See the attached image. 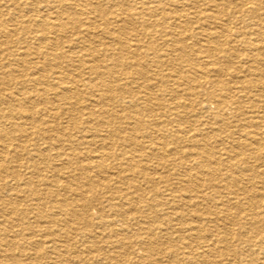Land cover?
Masks as SVG:
<instances>
[{"label":"rangeland","instance_id":"374dc122","mask_svg":"<svg viewBox=\"0 0 264 264\" xmlns=\"http://www.w3.org/2000/svg\"><path fill=\"white\" fill-rule=\"evenodd\" d=\"M75 1L87 9L59 0H0V75L34 74L46 86L55 70L44 55L67 53L72 60L67 66L63 59V69L81 95L73 125L69 109L77 98L49 91L50 140L26 124L37 143L30 147L41 154L39 170L19 148L23 156L0 178V264H264V215L254 216L264 214V0ZM43 20L64 30L53 27L52 40L42 41ZM109 28L120 46L111 43ZM106 45L120 64L106 78L115 81L112 100L92 87L90 70L95 58L103 67ZM19 86L6 78L0 98L7 88L20 97ZM33 88L26 83L35 99ZM113 100V127L93 119L90 111L108 115Z\"/></svg>","mask_w":264,"mask_h":264},{"label":"bare ground","instance_id":"6f19581e","mask_svg":"<svg viewBox=\"0 0 264 264\" xmlns=\"http://www.w3.org/2000/svg\"><path fill=\"white\" fill-rule=\"evenodd\" d=\"M2 1V0H1ZM34 1V0H33ZM53 1V0H52ZM60 1V4H65V1L66 3L68 2V5L66 7L70 8L71 10H76L78 11V6L80 7L81 5L79 3H77L75 0H73L72 2H69L70 0H59ZM79 1V0H78ZM83 1V0H82ZM89 1V0H88ZM237 1V0H236ZM245 1V0H244ZM56 2V0H55ZM87 2V1H86ZM133 2V0H132ZM137 2V0H136ZM202 2V1H201ZM240 2V0H239ZM245 2H248V1H245ZM255 2V1H254ZM2 3V2H1ZM206 3V2H205ZM57 4V3H56ZM92 4V3H90ZM253 4V3H252ZM260 4V3H259ZM239 5V4H238ZM94 6V5H93ZM189 6V5H188ZM257 6V5H256ZM36 7V6H35ZM82 7V6H81ZM84 7L86 8V6H83L81 8V11L84 10ZM198 7V6H197ZM204 7V6H203ZM225 7V6H224ZM98 8V7H97ZM186 8V7H185ZM201 8V7H200ZM211 8V7H210ZM258 8V7H257ZM257 8H254L253 10H249L247 9V11H251V12H255V9ZM43 9V8H42ZM69 9V10H70ZM87 9V8H86ZM107 9H109L107 7ZM207 9V8H206ZM168 10V9H167ZM203 10V9H202ZM211 10V9H209ZM260 10V9H259ZM263 10V9H262ZM80 12V11H78ZM188 12V11H187ZM219 12V11H218ZM71 13V12H70ZM196 13V12H195ZM19 14V13H18ZM203 14V13H202ZM264 14V13H263ZM9 15V14H8ZM7 15V16H8ZM89 16V15H88ZM264 16V15H263ZM14 17V16H12ZM11 17V18H12ZM190 17V16H189ZM199 17V16H198ZM15 18V17H14ZM44 18V17H43ZM13 19V18H12ZM45 19V18H44ZM123 19V18H122ZM206 19V18H205ZM192 20V19H191ZM12 21V20H11ZM24 21V20H23ZM49 21H51L49 19ZM119 21V20H118ZM121 21V19H120ZM187 21V20H186ZM16 21H14L15 23ZM25 22V21H24ZM54 22V21H52ZM60 22V21H59ZM130 22V21H129ZM193 22V21H192ZM2 23H4L3 20H0V25H3ZM28 23V22H27ZM194 24L196 22H193ZM263 23V22H262ZM261 23V24H262ZM96 24V23H95ZM129 24V23H128ZM226 24V23H225ZM39 26V29L43 30V34H42V37L39 38L41 39L42 41L43 40H52L49 36L50 32H51V29H53V27H57L58 29H60L61 31L64 30V27L65 25L63 23H49L48 21L46 20H43L40 24H37ZM249 25V24H248ZM250 26V25H249ZM7 27V26H6ZM15 27V26H14ZM30 25L26 26V28L24 29H27L28 32H30V29H29ZM136 27V26H135ZM138 27V26H137ZM264 27V26H263ZM207 28V27H205ZM37 29V27H36ZM57 29V30H58ZM168 29V28H167ZM185 29V27H184ZM190 29V28H189ZM211 29V28H210ZM48 32H47V31ZM162 30V29H161ZM187 30V29H186ZM256 30V29H255ZM110 31L109 33L112 35L111 38H113L114 42H111L112 44H115V45H118L119 44V37L120 35L117 34V33H114V32H111L110 28L107 29V32ZM118 31V30H116ZM157 31V30H156ZM260 31V30H259ZM53 32V31H52ZM147 32V30H146ZM168 32V31H167ZM33 33V32H32ZM191 33V32H190ZM208 33V31H207ZM250 33V32H249ZM53 34V33H52ZM87 34V33H86ZM100 34V33H99ZM178 34V33H177ZM209 34V33H208ZM251 34V33H250ZM2 35V34H1ZM157 35V34H156ZM189 35V34H188ZM54 36V35H53ZM178 36V35H177ZM1 38V37H0ZM156 38V37H155ZM55 39V38H54ZM91 39V38H90ZM124 39V38H123ZM127 39V38H126ZM118 40V41H117ZM130 40V39H129ZM35 41V40H34ZM117 41V42H116ZM12 42V41H11ZM15 42V41H13ZM22 43L24 42L21 41ZM30 42V41H29ZM116 42V43H115ZM224 42V41H223ZM50 43V42H49ZM97 43V42H95ZM55 44L54 41L51 42V45ZM121 44V43H120ZM119 44V46H120ZM124 44V43H122ZM216 44V43H215ZM109 45V44H108ZM106 45V46H108ZM60 46V45H58ZM70 46V45H68ZM113 45H110L106 48V52L103 54L106 56V58H104L103 60V67L100 66L99 64V59L98 58H95L93 60V64H92V67L90 66V70H92V72L96 73V76L94 77V79L92 80L93 81V85L92 87H95L97 89H100L102 91V94H103V100L104 99H107L106 97L108 98H114L113 95H115L117 89H116V86L115 84H113V81L112 79H106V78H109L110 75L112 74H116L118 73V65L119 62H118V58H117V54L112 52V47ZM128 46L130 47L131 44H128ZM5 47V46H4ZM7 47V46H6ZM28 48L30 46H27ZM37 47V46H36ZM72 47V46H71ZM86 47V46H85ZM124 47V46H123ZM134 47V46H133ZM26 48V47H25ZM27 48V49H28ZM43 48V47H42ZM88 48V47H87ZM36 49V48H35ZM67 49V47H66ZM71 49V48H70ZM129 49V48H128ZM225 49V48H224ZM56 50V48H55ZM62 50V49H61ZM72 50V49H71ZM93 50V49H92ZM105 50V49H104ZM39 51V49H38ZM73 51V50H72ZM90 51V50H89ZM213 51V50H212ZM253 51V50H251ZM16 52V51H15ZM74 52V51H73ZM78 52V50H77ZM80 52V50H79ZM211 52V51H210ZM45 53V52H43ZM76 53V52H75ZM201 54V53H200ZM3 55V54H2ZM89 55V54H88ZM143 55V53H142ZM46 61H49L52 62L50 64L53 65L54 67V76H53V82L49 83L48 85H44L45 84V81H42L41 78H39L38 76H34V74H32L31 76L29 74H26V80H21L17 77H15V74H14V70H11L9 73H7L8 75H0V85L3 83V80H5L6 78H11V81H15L17 83H19V95L20 97L17 98V93L15 94L13 91H11L9 88H7L8 91H6V89H3L5 91L4 93V96L0 98V152L3 154L2 158H0V178L1 179H4L6 177V171L7 170H10V168L14 169V165L12 164V162H15L17 160L20 159V155L18 154V150L19 148H21L25 153H26V157H28L27 159H29L28 161L30 162V164L33 166V168H35L36 171L39 170V162L42 160L41 159V154L37 151H35V149L30 146H34V145H37L36 142L34 143H31L30 142V139H29V134L30 132L28 131V129L26 128L27 125H31V127L33 126L35 128V133L33 132V134H36L38 137H41V138H44V139H49L51 137V135H49V132L51 131H47L48 128L50 129H53L54 130V127L55 125H48V121L46 120L47 118H45L46 116H49V113L51 112L50 110L52 109V107L55 105L54 102L50 101L49 100V97L47 96L49 91L50 90H54L55 94L58 95V97H60L62 100L64 99H71V98H74L76 100H78L77 102L74 101V106L69 109V113H70V118L72 119L73 121V125H76V119H77V114H76V111L77 110H80L79 107H76L78 102H80L81 100V95L80 93L78 92V90H76V88L72 85H74L73 83L70 85V81H73L74 77L71 75V73H68L66 72L63 67H64V64H63V59L66 60V65L68 66V64L71 62V57L69 54H60V55H57L55 54V52L53 53H46ZM102 56V55H101ZM223 56V55H222ZM6 57V56H5ZM81 57H83L81 55ZM96 57V56H94ZM116 57V58H115ZM134 57V56H133ZM234 57V56H233ZM183 58V57H182ZM103 59V58H102ZM27 60V59H26ZM37 60V59H36ZM202 60V59H201ZM1 61V60H0ZM28 61V60H27ZM30 61V59H29ZM102 61V60H101ZM228 61V60H227ZM253 61V60H252ZM37 62V61H36ZM218 62V61H217ZM226 62V61H225ZM27 63V62H26ZM44 63V62H43ZM138 64L140 62H137ZM137 64V65H138ZM10 65V64H9ZM149 65V64H148ZM7 66V65H5ZM51 66V65H50ZM130 66V65H129ZM51 68V67H50ZM146 68V66H145ZM260 68V67H259ZM57 69V70H56ZM76 69V68H75ZM131 69V67H130ZM149 69V68H148ZM150 71V70H149ZM219 71V70H218ZM35 73V72H34ZM204 73V72H203ZM226 73V72H225ZM92 75V74H91ZM145 75V74H144ZM153 75V74H152ZM239 75V74H238ZM230 76V75H229ZM258 76V75H257ZM80 76H78L77 78L75 77V79L77 80V82H79L80 80H78ZM122 77V76H121ZM138 77H135V81ZM124 79V78H123ZM264 79V78H263ZM125 80V79H124ZM158 80V79H157ZM160 80V79H159ZM116 81H118V78L116 79ZM232 81V80H231ZM7 82V81H6ZM30 83L32 82L33 85L35 86V88H33L31 91L33 92H36L35 95V99H32L31 95H30V91L28 92V90H26V83ZM157 83V82H156ZM5 84V83H4ZM82 86V85H81ZM3 87V85H2ZM119 87V85H118ZM194 87V86H193ZM5 88V87H4ZM152 88V87H151ZM12 89V88H11ZM88 90V89H87ZM248 92V91H247ZM160 93V92H159ZM259 94V92H257ZM251 95L253 93H250ZM18 95V96H19ZM50 95V94H49ZM227 95V94H226ZM245 95V94H244ZM97 97V96H96ZM173 97V96H172ZM223 97V96H222ZM229 97V96H228ZM245 97V96H244ZM248 97V96H246ZM249 98H251L249 96ZM24 99L26 100H29V103L30 105H27L25 104V102L23 101ZM111 99V100H112ZM172 99V98H171ZM258 99V98H257ZM262 99V98H261ZM53 100V99H52ZM109 100V99H108ZM160 100V99H159ZM244 100V99H243ZM260 100V99H259ZM110 101V100H109ZM254 101V100H253ZM56 102V101H55ZM261 103V102H260ZM80 104V103H79ZM110 105V109L107 108V112L106 114L108 115H98V113L94 110L90 111V115L93 116V119H95L96 121H98L100 124L104 123V124H108V125H111L113 127V124L115 123L113 119H116L118 120L117 118H115V115L114 113H116L117 110H115L116 108V101L113 100L111 102ZM169 105V104H168ZM264 105V104H262ZM3 107V108H2ZM157 107V106H156ZM179 107V106H178ZM65 110V109H63ZM62 110V111H63ZM98 110V109H97ZM112 110L115 111L114 113H112ZM151 110V109H150ZM240 110V109H239ZM54 112V111H53ZM247 112V111H246ZM118 113V112H117ZM152 113V112H151ZM240 113V111H239ZM156 115V114H155ZM165 115V113L163 114ZM80 116V115H79ZM187 116V115H186ZM100 117H102L100 119ZM162 117V116H161ZM183 117V116H182ZM169 118V117H168ZM186 118V117H185ZM49 119V118H48ZM159 119V118H158ZM120 120V119H119ZM124 120V119H123ZM145 120V119H144ZM252 120V119H251ZM125 121V120H124ZM127 121V120H126ZM136 121V120H135ZM131 123V122H130ZM217 123V122H216ZM27 124V125H26ZM96 124V122H95ZM134 124V123H132ZM99 125V124H97ZM115 125V124H114ZM58 126V125H57ZM118 126V125H117ZM131 126V125H130ZM135 126V125H134ZM137 126V125H136ZM132 127V126H131ZM177 127V126H176ZM87 128H88V125H87ZM227 129V128H226ZM52 130V131H53ZM145 130V129H144ZM154 130V129H153ZM178 130V129H177ZM180 130V129H179ZM105 132V131H104ZM103 132V134H104ZM153 132V131H152ZM238 132V131H237ZM54 133V132H53ZM56 133V132H55ZM146 133V132H145ZM183 133V132H182ZM236 133V132H235ZM234 133V134H235ZM205 134V133H204ZM237 134V133H236ZM239 134V133H238ZM237 134V135H238ZM62 135V134H61ZM121 135V134H119ZM129 135V134H128ZM134 135V134H133ZM136 135V134H135ZM203 135V134H202ZM206 135V134H205ZM258 135V134H257ZM100 136V135H98ZM201 136V135H200ZM259 136V135H258ZM25 137V138H24ZM33 137V136H32ZM60 137V136H59ZM194 137V136H193ZM240 137L242 138V136L240 135ZM239 137V138H240ZM61 138V137H60ZM89 138V137H88ZM92 138V137H91ZM130 138V136H129ZM195 138V137H194ZM206 138V137H205ZM241 138L239 140H241ZM99 139V138H98ZM138 139V137L135 138V140ZM152 139V138H151ZM235 139V138H234ZM50 140V139H49ZM97 140V139H96ZM17 141V143L15 142ZM45 141V140H44ZM108 141V140H107ZM147 141H153V140H147ZM15 142V143H14ZM56 142H57V139H56ZM62 142V141H61ZM64 142V141H63ZM113 142V143H112ZM111 143L114 144V139ZM252 142V141H250ZM249 142V143H250ZM254 142V141H253ZM82 143V142H81ZM150 143V142H149ZM156 143V142H155ZM206 143V142H205ZM83 144V143H82ZM152 144V143H151ZM157 144V143H156ZM236 144V143H235ZM260 144V143H259ZM130 145V144H129ZM248 145V144H247ZM262 146H264L263 144H261ZM251 146V145H250ZM37 147V146H36ZM59 147V146H58ZM99 147V146H98ZM199 147V146H198ZM143 148V147H142ZM70 149V148H69ZM78 149V148H77ZM203 149V148H202ZM44 150V149H43ZM194 151H191L190 154H193L196 157H201V154L200 152H197L195 149H193ZM260 150V147L259 149ZM65 151V150H63ZM72 151V150H71ZM163 151V149H162ZM165 151V150H164ZM209 151V150H208ZM79 153V152H78ZM140 153V152H139ZM241 154V153H240ZM231 155V154H230ZM242 155V154H241ZM244 155V154H243ZM23 156V155H22ZM72 156V155H71ZM252 156H255V155H252ZM259 156V155H258ZM25 157V158H26ZM169 157V156H168ZM69 158V157H68ZM212 159V158H211ZM210 159V160H211ZM65 160V159H64ZM70 160V159H69ZM207 160V159H206ZM25 161V160H24ZM261 161V160H260ZM246 162V161H245ZM206 163V161H205ZM226 163V162H225ZM47 165V163H45ZM55 164V163H54ZM41 165V164H40ZM49 165V164H48ZM53 165V163H52ZM59 165V164H58ZM80 165V164H79ZM112 165V164H111ZM110 165V166H111ZM220 165V164H219ZM51 166V165H50ZM78 166V165H77ZM82 166V165H81ZM46 167V166H45ZM51 167H54L51 166ZM62 167V166H61ZM73 167V165H72ZM98 167L100 168H104L105 166L103 165V163H100L98 164ZM224 167V166H223ZM226 167V166H225ZM224 167V168H225ZM86 168H88V165H85V166H82L81 169H83V173H85V175H88V172L86 170ZM78 169V168H77ZM72 170V169H70ZM189 170V169H188ZM91 171V170H90ZM202 171V170H201ZM209 171V170H208ZM237 171V170H236ZM30 172V171H29ZM70 172V171H69ZM114 172V171H113ZM27 174H29L28 172H26ZM197 173V172H196ZM32 174V173H31ZM67 174V173H66ZM80 174V175H81ZM129 174V173H128ZM209 174V173H208ZM211 174V173H210ZM12 176L14 177H19L17 174L13 173L11 174ZM35 175V174H34ZM185 175V174H184ZM220 175V174H219ZM36 176V175H35ZM79 176V175H78ZM119 176V175H118ZM56 177V176H55ZM77 177V176H76ZM186 177V176H185ZM102 178V177H101ZM122 178V177H121ZM201 178V176H200ZM211 178V177H210ZM236 178V177H235ZM20 179H23V177H21ZM88 179V178H87ZM26 180V179H25ZM90 181H92V179L90 178L89 179ZM213 180V179H212ZM238 180V179H237ZM18 181V180H17ZM99 181V180H98ZM121 181V180H120ZM123 181V180H122ZM127 181V180H125ZM214 181V180H213ZM20 182V181H19ZM39 182V181H38ZM37 182V183H38ZM100 182V181H99ZM103 182V181H102ZM240 182V181H239ZM249 182V181H248ZM24 183V182H22ZM202 183V182H201ZM21 184V182H20ZM54 184V183H53ZM83 184V183H82ZM81 184V185H82ZM91 184V183H90ZM99 184V183H98ZM261 184V183H260ZM78 185V184H77ZM86 185V184H85ZM259 185V184H258ZM91 186H94L93 184H91ZM9 187V186H7ZM18 187V186H17ZM11 188V187H10ZM16 188V187H15ZM70 188V186H69ZM113 188V187H112ZM250 188V187H249ZM132 189V188H130ZM228 189V188H227ZM245 190H248L247 188H244ZM20 190V189H19ZM186 190V189H184ZM82 191V190H81ZM66 193V192H65ZM254 193V192H253ZM28 194V193H27ZM49 195V194H48ZM232 195V194H231ZM224 196V195H223ZM229 196V195H228ZM263 196V194H262ZM44 197V196H43ZM197 197V196H195ZM231 197V196H230ZM13 198V197H11ZM62 197H60L61 199ZM191 198V197H190ZM198 198V197H197ZM233 198V197H232ZM261 198V197H260ZM33 199V198H32ZM194 199V198H193ZM234 199V198H233ZM241 199V198H240ZM4 201V199H2ZM211 200V199H210ZM13 201V200H12ZM216 201V200H215ZM229 201V200H228ZM244 201H247V200H244ZM250 201V200H249ZM23 202V201H22ZM102 202V201H101ZM227 202V201H226ZM251 202V201H250ZM8 204V202L6 203ZM36 204V203H35ZM98 204V203H97ZM239 204L242 205V202L239 201ZM244 204V203H243ZM246 204V203H245ZM249 204V203H248ZM255 204V203H253ZM34 205V204H33ZM46 205V204H45ZM52 205V204H51ZM116 206V205H114ZM149 206V205H148ZM248 206V205H247ZM50 207V206H49ZM64 207V201H63V204L60 203V207L59 208H63ZM66 207H67V203H66ZM88 207V206H86ZM118 207V206H117ZM123 206H121L122 208ZM153 207V206H152ZM258 207H260L258 205ZM257 207V208H258ZM83 208V207H82ZM251 208V207H250ZM38 209V208H37ZM55 209V208H54ZM149 209V208H147ZM154 209V208H153ZM228 209V208H227ZM253 209V208H252ZM260 209V208H259ZM156 210V209H155ZM48 211V209H47ZM165 211V209H164ZM260 211V210H259ZM263 211V210H261ZM58 212V211H57ZM124 212V211H123ZM139 212V211H138ZM56 213V212H55ZM225 213V212H224ZM255 213V212H254ZM20 214V213H19ZM76 214V213H75ZM56 215V214H55ZM65 215V213L63 214ZM123 215V214H121ZM125 215V214H124ZM205 215V214H204ZM264 214H256L254 215L255 217H262ZM58 216V215H57ZM111 216V215H110ZM148 216V215H147ZM157 216V214H156ZM119 217V216H118ZM124 216H122L123 218ZM229 217V216H228ZM254 217V219H256ZM116 218V217H115ZM207 218V217H206ZM7 219V218H6ZM53 219V218H52ZM59 219V218H57ZM240 219V218H238ZM260 219V218H258ZM117 220V219H116ZM186 220V219H185ZM175 221V220H174ZM224 221V220H223ZM55 223V222H54ZM59 223V222H57ZM106 223V222H105ZM176 223V222H174ZM56 224V223H55ZM162 224V223H161ZM160 224V225H161ZM36 225V224H35ZM100 225V224H99ZM156 225V224H155ZM262 225V224H261ZM263 226V225H262ZM158 226L156 225V228ZM215 227V226H214ZM104 228V227H103ZM153 228V227H152ZM179 228V227H178ZM200 230H201V227H199ZM250 228V227H249ZM191 229V227H190ZM194 229V228H193ZM50 230V229H49ZM55 230V229H54ZM116 230V229H115ZM115 230L113 232H115ZM159 230V228H158ZM157 230V231H158ZM164 230V229H163ZM172 230V229H171ZM196 230H198V228H196ZM199 230V231H200ZM162 231V230H161ZM55 232V231H54ZM249 233V231H247ZM53 233V232H52ZM160 233V232H159ZM173 233V232H172ZM182 233V232H181ZM45 234V233H44ZM63 234V233H62ZM162 234V233H161ZM30 235V233H29ZM28 235V236H29ZM5 236V235H4ZM57 236V235H56ZM252 236V235H249V237ZM60 237V236H59ZM131 237V236H130ZM160 237V236H159ZM220 237V236H219ZM12 238V237H11ZM26 238V237H25ZM64 238V237H62ZM61 238V239H62ZM81 238V237H80ZM162 238V237H161ZM252 238V237H251ZM56 239V238H55ZM65 239V238H64ZM176 239V238H175ZM254 239V238H253ZM165 240V239H164ZM256 240V238H255ZM219 241H221L222 243L224 244H227L229 242V237L227 236H224L222 235V237L219 239ZM234 241V240H233ZM232 241V242H233ZM61 242V241H60ZM66 242V241H65ZM115 242V241H114ZM160 242V241H159ZM166 242V241H165ZM258 242V241H257ZM167 243L169 244V249H170V253L174 254L175 253V249L172 247L171 245V241H170V238L168 239ZM51 244V243H50ZM242 244V243H241ZM247 244V243H246ZM245 245V244H244ZM61 246V245H60ZM128 246V245H127ZM175 246V245H174ZM194 246V245H193ZM230 246V245H229ZM65 247V246H64ZM125 247V245H124ZM57 248V247H55ZM63 248V247H62ZM67 248V246H66ZM188 248H191L192 250H194V247H188ZM233 248V247H232ZM58 249V248H57ZM151 250V248H149ZM167 249V251L169 250ZM230 248L226 246V249L223 250L224 253H227V251L229 250ZM191 252L189 253L188 256H191L194 254V252ZM214 249L211 248V246L209 247V249L207 250L206 253H202L200 254V256L202 258H206L209 254L213 251ZM61 251V250H60ZM64 252V250H63ZM243 252V251H242ZM240 253V252H239ZM199 254V253H198ZM207 255V256H206ZM28 257V256H27ZM164 257V256H163ZM192 257V256H191ZM254 257V256H253ZM55 258V257H54ZM156 259V258H155ZM160 259V258H159ZM261 259V258H260ZM65 260V259H64ZM158 261V260H157ZM210 261V260H209ZM62 262V261H61ZM109 262V261H108ZM188 262V261H187ZM185 263V262H184ZM62 264V263H61Z\"/></svg>","mask_w":264,"mask_h":264}]
</instances>
